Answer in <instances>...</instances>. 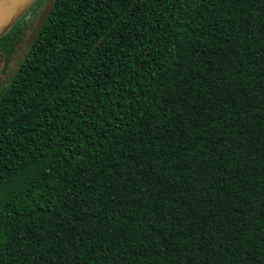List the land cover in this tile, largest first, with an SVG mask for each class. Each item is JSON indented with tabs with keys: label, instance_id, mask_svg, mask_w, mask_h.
I'll return each instance as SVG.
<instances>
[{
	"label": "trees",
	"instance_id": "trees-1",
	"mask_svg": "<svg viewBox=\"0 0 264 264\" xmlns=\"http://www.w3.org/2000/svg\"><path fill=\"white\" fill-rule=\"evenodd\" d=\"M46 0L0 36V264H264V0Z\"/></svg>",
	"mask_w": 264,
	"mask_h": 264
},
{
	"label": "water",
	"instance_id": "water-1",
	"mask_svg": "<svg viewBox=\"0 0 264 264\" xmlns=\"http://www.w3.org/2000/svg\"><path fill=\"white\" fill-rule=\"evenodd\" d=\"M35 0H0V36L6 32L32 5ZM53 0H46L42 6L27 39L23 43V51L26 52L30 44L38 35L45 19L50 11ZM18 54L12 61V65L18 59ZM2 79L0 78V90Z\"/></svg>",
	"mask_w": 264,
	"mask_h": 264
},
{
	"label": "flooded vegetation",
	"instance_id": "flooded-vegetation-1",
	"mask_svg": "<svg viewBox=\"0 0 264 264\" xmlns=\"http://www.w3.org/2000/svg\"><path fill=\"white\" fill-rule=\"evenodd\" d=\"M23 47V46H22ZM22 51H23V48H22ZM18 54V59L17 61L15 62V65H12V61L13 59L15 58V56ZM19 57H20V51H17L14 56L12 57L11 61H10V64L8 65L7 67V70H6V73H5V76L8 77L12 74V72L15 70V68L17 67V64H18V60H19ZM5 76H0V78L2 79V84H1V89L3 87V84H4V81H5ZM1 92V90H0Z\"/></svg>",
	"mask_w": 264,
	"mask_h": 264
}]
</instances>
